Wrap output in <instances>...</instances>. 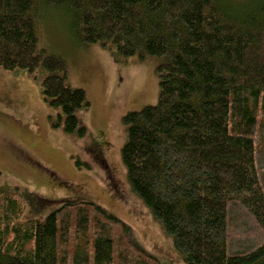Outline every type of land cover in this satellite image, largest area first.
<instances>
[{
	"label": "trees",
	"instance_id": "16d2710c",
	"mask_svg": "<svg viewBox=\"0 0 264 264\" xmlns=\"http://www.w3.org/2000/svg\"><path fill=\"white\" fill-rule=\"evenodd\" d=\"M49 8L83 46L163 59L157 103L121 118L120 159L183 264H264V0H0V70L41 72L50 127L84 137L86 95L40 45ZM24 212L19 194L0 198V264H161L95 203Z\"/></svg>",
	"mask_w": 264,
	"mask_h": 264
},
{
	"label": "rangeland",
	"instance_id": "374dc122",
	"mask_svg": "<svg viewBox=\"0 0 264 264\" xmlns=\"http://www.w3.org/2000/svg\"><path fill=\"white\" fill-rule=\"evenodd\" d=\"M38 27L41 47L66 60L68 86L86 95L90 106L77 117L87 132L79 137L50 127L48 116L57 112L41 101V72L32 78L22 70H0V198L19 194L25 202L22 220L40 221L64 200L95 203L128 225L136 244L161 264H183L131 193L120 159L126 142L121 118L157 103L155 69L163 59H125L111 46H83L72 38L66 15L54 8ZM77 160L89 170L77 167Z\"/></svg>",
	"mask_w": 264,
	"mask_h": 264
}]
</instances>
